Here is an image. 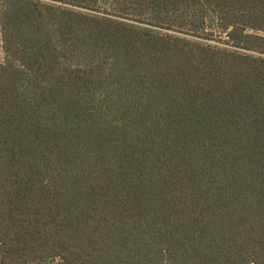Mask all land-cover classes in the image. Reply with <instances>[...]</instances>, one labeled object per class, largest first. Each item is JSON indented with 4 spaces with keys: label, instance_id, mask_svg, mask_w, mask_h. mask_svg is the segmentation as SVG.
<instances>
[{
    "label": "trees",
    "instance_id": "16d2710c",
    "mask_svg": "<svg viewBox=\"0 0 264 264\" xmlns=\"http://www.w3.org/2000/svg\"><path fill=\"white\" fill-rule=\"evenodd\" d=\"M0 22V264H264V0Z\"/></svg>",
    "mask_w": 264,
    "mask_h": 264
},
{
    "label": "rangeland",
    "instance_id": "374dc122",
    "mask_svg": "<svg viewBox=\"0 0 264 264\" xmlns=\"http://www.w3.org/2000/svg\"><path fill=\"white\" fill-rule=\"evenodd\" d=\"M261 35H264L263 33H261ZM216 40L213 39L212 42L214 43H218L215 42ZM223 45V44H220ZM4 60V50H3V39H2V32H1V22H0V62H2Z\"/></svg>",
    "mask_w": 264,
    "mask_h": 264
}]
</instances>
